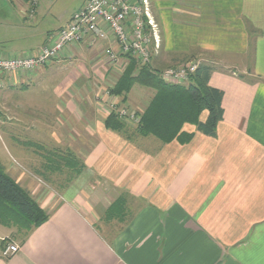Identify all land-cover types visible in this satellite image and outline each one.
Returning <instances> with one entry per match:
<instances>
[{
	"label": "crops",
	"instance_id": "1",
	"mask_svg": "<svg viewBox=\"0 0 264 264\" xmlns=\"http://www.w3.org/2000/svg\"><path fill=\"white\" fill-rule=\"evenodd\" d=\"M147 1L160 40L151 66L211 69L208 85L222 92L223 111L214 136L184 124L188 143L163 144L122 118L129 138L107 129L111 109L139 117L154 95L137 85L125 101L109 93L128 64L111 36H86L45 65L5 76L1 88L23 87L51 71V147L80 168L58 187V171L48 183L6 168L48 218L28 233L0 225V243L18 246L0 264H264V0ZM3 2L16 5L0 8V20L11 21L3 22V59L35 55L72 15L43 31L37 0ZM206 118L204 111L199 120Z\"/></svg>",
	"mask_w": 264,
	"mask_h": 264
},
{
	"label": "trees",
	"instance_id": "2",
	"mask_svg": "<svg viewBox=\"0 0 264 264\" xmlns=\"http://www.w3.org/2000/svg\"><path fill=\"white\" fill-rule=\"evenodd\" d=\"M126 57L127 67L109 93L121 96L125 101L135 85L154 92L149 103L138 113L139 122L135 125L134 134L141 137L153 136L163 144L172 141L185 144L193 137V134L182 131L183 125L189 124L195 126L203 135L214 136L216 126L222 120V92L208 85L210 67L198 64L185 83L174 84L162 80L160 70L151 64L142 65L134 57ZM204 111L207 112V118L201 122L199 116ZM104 125L107 129L129 138L126 123L116 112L112 111L107 116ZM59 155V161L64 162L65 159L66 168L77 173L74 169L78 162L66 158L68 155ZM47 218V214L29 193L22 190L0 169V225L28 233L42 225ZM5 243H0V250L5 247Z\"/></svg>",
	"mask_w": 264,
	"mask_h": 264
},
{
	"label": "rangeland",
	"instance_id": "3",
	"mask_svg": "<svg viewBox=\"0 0 264 264\" xmlns=\"http://www.w3.org/2000/svg\"><path fill=\"white\" fill-rule=\"evenodd\" d=\"M3 1L0 0V8L6 5L7 8L16 10V5L9 2L5 4ZM37 1L36 27L48 31L60 27L63 21L59 17L68 13L73 14L79 9L82 0ZM3 15L0 12V17H5ZM12 18H14V14H12ZM16 18L22 22L20 16H16ZM0 21L1 38L5 31L3 22L11 23V21ZM6 46V43H2L0 40V51ZM185 64L171 65L168 68H159V70L163 72L166 69ZM53 77L50 71V75L41 77L38 84L34 82L30 86L23 87H9L6 84L0 89V169L9 176L6 168L10 165L14 167L15 173L20 171L34 173L42 179H46L48 183H51L49 177L53 170H60L61 179L52 182L54 183L53 187H58V185H64L65 181L63 180L70 178L74 171L66 168L65 159L64 162L59 161L58 155L64 157L66 154L53 150L51 147V142L55 138L54 133H56L53 124L55 119L53 117L55 107V96L52 93ZM150 92L152 91L150 90ZM3 93H5L4 98H2ZM140 105L142 106V103L136 107L140 108ZM78 168H80V162L77 163L76 169ZM63 172L66 175H63ZM47 187L51 188V184Z\"/></svg>",
	"mask_w": 264,
	"mask_h": 264
},
{
	"label": "built area",
	"instance_id": "4",
	"mask_svg": "<svg viewBox=\"0 0 264 264\" xmlns=\"http://www.w3.org/2000/svg\"><path fill=\"white\" fill-rule=\"evenodd\" d=\"M31 3L34 5L35 0H31ZM86 36H91L94 40H108V36H111L110 41L118 48L120 55H130L142 65L151 63L160 45L158 27L147 0H86L71 15L67 26L58 30L35 55L0 58V88L5 76L19 71H32L45 65L57 59L64 48L80 43ZM104 54L112 61L117 58L112 48L105 49ZM197 66L196 62H188L164 70L160 77L168 83H185ZM111 112L112 109L109 113ZM117 114L119 118L129 122H139L135 113L122 110ZM17 252V245L7 243L0 251V258L7 259Z\"/></svg>",
	"mask_w": 264,
	"mask_h": 264
}]
</instances>
